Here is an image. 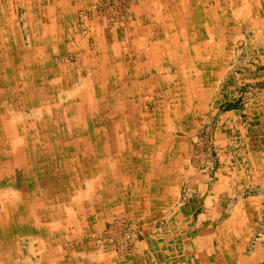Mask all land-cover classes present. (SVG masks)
<instances>
[{
	"label": "rangeland",
	"instance_id": "rangeland-1",
	"mask_svg": "<svg viewBox=\"0 0 264 264\" xmlns=\"http://www.w3.org/2000/svg\"><path fill=\"white\" fill-rule=\"evenodd\" d=\"M159 1H10L6 13L16 35L34 50L25 56L41 61L42 72L52 62L58 69L53 79L31 78L28 92L38 66L20 68L23 53L0 55L11 72L0 81V104L25 122L18 128L19 150L9 135L0 138V264H216L224 256L233 264H264V0H176L168 10L176 9V37L166 44L153 37V27L170 26L166 11L163 17L155 10ZM8 29L15 51L17 38ZM87 37L93 54L86 49L78 56ZM159 45L173 53L144 55ZM159 62L166 68H154ZM80 63L88 70L69 85ZM119 74L129 82L119 95L132 120L124 119L118 146L102 162L79 143L86 135L78 132L97 124L91 105ZM145 81L154 87L152 101L147 91L130 94L132 82ZM68 89L76 91L65 94ZM37 92L42 96L35 100ZM98 104L102 110L109 103ZM78 118L83 123L71 127ZM98 121L113 125L112 117ZM157 121L160 144L147 140ZM166 140L174 144H162ZM35 153L44 157L40 168L32 163ZM215 191L219 196L205 213L201 201ZM13 216L32 218L39 230L19 222L23 234L15 235L10 224L6 235ZM225 242L221 258L216 247Z\"/></svg>",
	"mask_w": 264,
	"mask_h": 264
},
{
	"label": "crops",
	"instance_id": "crops-1",
	"mask_svg": "<svg viewBox=\"0 0 264 264\" xmlns=\"http://www.w3.org/2000/svg\"><path fill=\"white\" fill-rule=\"evenodd\" d=\"M10 1L12 3L15 0H0V40H1V42H0V55L10 52V53H13V54L16 53V55L18 57H20L19 54L21 55V53H23L24 55L22 56V59L24 61L21 63V65H20L21 67L20 68H22L23 66L24 67L27 66V68H28V67L32 66L33 64L38 66V71H40L41 73L38 72L36 74H33L32 77L28 78L29 80H28L27 84L25 82L23 83V84H26L27 85L26 87H28L29 89H27L26 87H23V88L19 87L21 89V91L22 90L25 91L27 89L26 91L31 92L32 90L30 89V86H34L33 85V81H31V78L32 79H37V78H41L43 76H46V77H49V79H53V76L57 75L58 67L54 66L53 62L52 63L50 62L51 61V56H50V61H49V63H51L50 64L51 65L50 68H48L46 71L42 72V70L39 68L40 65L42 64L41 61L39 62L37 60V58L33 57V56L29 57L30 59H28V57L25 56V54L29 55L30 54L29 52L34 51V50L31 49V48L29 50L26 49L25 45L22 42H20V39H18L19 36L16 35V32H15V28H16L15 21H14L13 18L10 19L9 18L10 15L6 13L9 10ZM175 1L176 0H170V1H168V0H160L158 4L153 3L155 5V10H162L161 16L164 17L165 16L164 12L166 11L167 18L164 19V21L166 22L164 24L170 25V26H167L169 29H166L164 31H160V27H157V26L153 27L152 26L153 29L156 30V31H154L155 33L153 35V37L155 36V38H157L156 42H164L165 41V44H166L169 39H171L172 37H176V36H174L175 32H172L176 28V25L173 23L175 18L172 17L173 13L176 12V9L174 8V12L172 14L168 12V10L170 11L169 8L171 7V5L173 7H175ZM170 3H173V4H170ZM18 4L22 7V5L20 3H18ZM31 4H32V7H37V2L35 3V1H34ZM176 4H177V7H178V3H176ZM26 10L28 11L27 13L31 12V10H32L31 6H27ZM151 18H152V20H156L158 17H157V15L153 14V15H151ZM169 18H170V21H169ZM147 19H149V18L147 17ZM9 22H11V24H9ZM9 25L12 27V33L17 36V37L16 36L14 37V38H17L14 41V43H15L14 47H16L15 51H14V48L12 47V45H11L12 41L10 39L11 38L10 37V31L8 29ZM149 26L151 27V24ZM1 28H2V30H1ZM46 41H48V40L46 39ZM90 42H91V38L87 37L85 39V41L83 42V47L81 49H79V51H78L79 53H77L78 56L84 54V50H86V49H88V51H90V54L92 53L93 49L90 47ZM2 44H4V45L2 46ZM160 46H162V45H159V46H156V47L153 46L154 48L151 47V48H153V51H150V52L148 51V49L145 48L144 55L146 54V56H147L148 53L152 52L153 56H156L157 58H162L163 53L165 55L168 54L169 52L173 53V51H169V49H168L169 45L165 46V51L162 50V48L159 49ZM3 47H5V49ZM151 48H150V50H151ZM37 49H40V51H42L40 46ZM52 49H57L55 51H59V53H64V54L66 53L65 48L62 45L60 46V48H59V46L54 45V47ZM133 56H134V61L136 62V58L138 57L136 51L133 53ZM118 59L120 60V62L122 61L121 57L118 58ZM54 60H55V58H54ZM113 62H115V61H113ZM162 64H163L162 62H159L158 64L153 65V66L156 69H164V68H166ZM11 65L13 66V64H11ZM3 66H4V64L0 63V81L5 82L6 80L9 79V76H8L9 73L6 72V71L8 70L10 72V70L6 69L5 66L4 67ZM63 68H69V67L64 66V67H62V69ZM79 68L81 70L79 72H77L78 74H76L75 76H74V74L71 75V81L68 83L69 85H74V84H72L73 81H74V77H77L79 79V77L82 75V73L84 71L86 72L88 70V67L86 65H84V64H81V63L79 65ZM151 68H152V66H151ZM69 69L71 70V72L73 71V67H71ZM23 75H24V73H23ZM23 75H22V77L20 76L18 78L21 80V78L24 77ZM129 78H133V76L129 75ZM126 83H129L127 81L126 76L119 74L118 76L115 77L113 82L111 81V83L109 85H107V86L103 85L101 87L99 98L91 105L92 108L90 109V114H92L91 117H94L95 119H97V124L96 125H82V127H79L78 134L79 135L80 134L86 135V137H82L81 136L82 137V139H81L82 141L79 142V143L85 142V143H87V145L92 147L95 150V154H97V156H99L102 159V162L104 161V156H103L104 153H106L107 155H110L111 149L113 147H115V146H118V144L120 142V139L122 138L121 131L124 130L123 128L126 127L125 125H127L124 119L129 120V118H131L130 117L131 115L128 116V114L126 113V110H125L126 99L123 96L119 95L121 90H124V89L127 88ZM78 85H79V83H78ZM161 86H162V83H159L158 87H161ZM130 88H131L130 94H132V96H137V94H142V93H144L146 91H147L146 93L149 96V98H148L149 101L154 100V97L156 96L155 92H154V87L150 86L146 81L142 82V83L141 82H139V83L132 82V84L130 85ZM26 91H25V93H26ZM66 91H67V93H65V94H69V93L71 94L72 92L74 93L76 90L74 91V89H73V90L70 91L68 89ZM173 91L175 93H177V91H175V89H173ZM168 94H170V92H168ZM33 96H35V97H33ZM33 96L32 97L35 98V100H38L39 98L41 99L42 95L39 92H37ZM80 99H82V97H80ZM82 100H83V104H82V108H83L84 104H85V102H84L85 100H84V98ZM99 102H103V103L107 102L109 104L106 107H104V108L102 107L103 108L102 109L103 111H102L101 110V106H99V104H98ZM95 104H96V106H95ZM161 105L162 104H160V103L158 104V106L156 108V112H158V113L161 112ZM39 107H40L39 105L36 106V108H39ZM7 108L8 107H6L5 104L0 106V110H1V112H0V138L2 140H7V136L9 135L11 137L10 142L16 144V147H17V143H16L17 140H19L21 142L23 141V138H19L18 137V128H20L22 126V124H24L25 122L24 121L23 122L19 121L18 117H22L23 118L22 115H20L18 117H14V115H10V113H13V112L10 109H7ZM99 109H100L101 113L98 112ZM191 109H192V107H191ZM191 109H189V112L190 111L192 112V110L195 111V112H199V109L198 110H196L195 108H193L192 110ZM200 109H201V107H200ZM38 112H41L40 108L37 109V113ZM2 113L3 114L6 113V116H8L10 119L12 117H14V118L11 119V120L10 119H4L5 116ZM80 116L83 117L84 115L82 114ZM105 117H112L113 125L100 124L99 121H98V118H105ZM124 117H127V118H124ZM83 118L85 120L87 119V117H83ZM81 120H82V118L75 119V123L74 124L71 123L70 126L71 127L75 126V124L76 125L78 124L77 126L81 125L80 123H83ZM131 120H132V118H131ZM58 126H61V125L58 124ZM155 126H156L158 131L154 132L153 136L150 135V137L147 140H149V139L151 140V138H153L154 139L153 141H155L156 143L160 144L159 140H160V136L162 135V133H161V131H162L161 130L162 129V123L157 121V124H155ZM23 127H25V125ZM59 129L61 130L62 127L59 128ZM167 140L166 141H162L163 142L162 144H164L165 142L167 143V146H169L170 144H174L173 142H170V141H167ZM149 143H150V141H148L147 145ZM66 145H67L66 148H71V144H68V142H66ZM77 146L78 145H76V147ZM144 146H146V145H144ZM15 149L19 150V147L15 148ZM20 152L22 153V154L20 153V157L25 160L27 158V156L25 155L24 151L21 150ZM51 157L52 156H49V159ZM8 158H9V156H8ZM109 158L111 159L112 157H109ZM43 159H44V157L42 156V154H39V153L36 154L35 153V154H33L32 163L35 165V167H39L38 164H40ZM52 159L54 161L57 160V155L53 154V158ZM108 173L109 174L105 173L104 176H107V175L113 176V172L112 171L108 172ZM55 174L56 173L54 172L52 176H55ZM25 175H27V174L25 173V170H24L23 171V175L21 174V176L24 178ZM3 176H4V173L2 175H0V178H2ZM155 178H156V175H155ZM202 188L204 189V183L202 184ZM214 195H215V197L219 196L218 192L215 191V194H211V195L208 196L209 198H206L205 200L201 201V205H203L205 207V209H204L205 213H207L209 211V209L211 207V204L213 203ZM259 198H262V200H264V193H262V195L259 196ZM260 210H262V207H261ZM12 218L9 219V224L5 225L8 228L7 231H6V235L9 234L8 232H9L10 228L14 232H16L14 234L18 235V236L23 234L21 228L23 227V229L24 228L26 229L25 226H29L28 229L30 230V232L31 231L32 232H36V231L39 230L38 226L36 224L31 223L32 222V218H30V217L16 219L13 216ZM4 219L5 218H3V220L2 219L0 220V225H3L2 222L4 221ZM19 222L22 224L21 225L22 227H20ZM10 224H12L11 227H10ZM212 224H214V221L212 222ZM212 224H211V226H212ZM226 225L224 224V226H226ZM245 225H247V224H245ZM1 227H2V229L4 228V226H1ZM204 227L206 228V226H204ZM204 227L201 225L202 229ZM243 232H244V228H243ZM243 235L248 237V232L245 231ZM30 237H32V239L36 238L35 236H30ZM228 245H229V243H227V242L217 244L216 248H218V251L221 253V255H219L221 258L223 256V251H225V248H228L227 247ZM259 256H261V252H258L257 256H255V258H258ZM216 261H219V257H218V260H216ZM241 261H245V259H242ZM216 264H233V263H232V261H231V263L228 262L226 260V257L224 256L222 258V262H217ZM239 264H242V262H240Z\"/></svg>",
	"mask_w": 264,
	"mask_h": 264
},
{
	"label": "bare ground",
	"instance_id": "bare-ground-1",
	"mask_svg": "<svg viewBox=\"0 0 264 264\" xmlns=\"http://www.w3.org/2000/svg\"><path fill=\"white\" fill-rule=\"evenodd\" d=\"M53 158V157H52ZM40 168V167H39Z\"/></svg>",
	"mask_w": 264,
	"mask_h": 264
}]
</instances>
